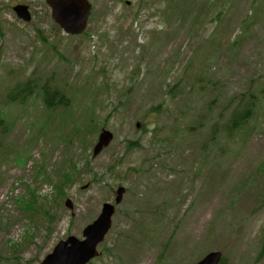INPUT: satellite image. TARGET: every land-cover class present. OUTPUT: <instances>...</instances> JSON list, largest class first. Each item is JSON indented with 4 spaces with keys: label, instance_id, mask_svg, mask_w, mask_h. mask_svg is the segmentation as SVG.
I'll list each match as a JSON object with an SVG mask.
<instances>
[{
    "label": "rangeland",
    "instance_id": "obj_1",
    "mask_svg": "<svg viewBox=\"0 0 264 264\" xmlns=\"http://www.w3.org/2000/svg\"><path fill=\"white\" fill-rule=\"evenodd\" d=\"M88 1L73 38L45 0H0V264H38L82 239L118 187L91 264H195L213 251L223 264H264L260 96L248 125L225 131L227 103L264 87V0ZM29 78L69 107L2 102ZM101 129L113 140L93 158Z\"/></svg>",
    "mask_w": 264,
    "mask_h": 264
},
{
    "label": "water",
    "instance_id": "obj_2",
    "mask_svg": "<svg viewBox=\"0 0 264 264\" xmlns=\"http://www.w3.org/2000/svg\"><path fill=\"white\" fill-rule=\"evenodd\" d=\"M46 3L51 8V18L67 34L77 35L83 31L89 13V5L85 0H46ZM14 11L19 19L24 22L30 21L26 7L17 6ZM111 139V134L103 130L93 149V156L107 147ZM122 194L123 189H118L116 204L120 202ZM66 205L69 206V203L67 202ZM113 212L112 206L104 205L98 220L84 230L83 235L86 237L84 242H78L73 238L68 239L66 243L58 245L42 264H86L89 262L96 256L95 247L106 234ZM220 257V253H210L197 264H218Z\"/></svg>",
    "mask_w": 264,
    "mask_h": 264
},
{
    "label": "trees",
    "instance_id": "obj_3",
    "mask_svg": "<svg viewBox=\"0 0 264 264\" xmlns=\"http://www.w3.org/2000/svg\"><path fill=\"white\" fill-rule=\"evenodd\" d=\"M12 95L8 97V102H25L35 92V98L40 99L45 111H52L56 108L64 107L65 97L60 92L53 90L50 84H38L35 78L29 79L26 83L16 84ZM246 99L236 100L235 97L227 103V111L230 110V116L227 121L226 134H233L236 130L248 125L252 116L259 107V96L264 101V87L255 93L245 92L242 94ZM66 105V103H65Z\"/></svg>",
    "mask_w": 264,
    "mask_h": 264
}]
</instances>
